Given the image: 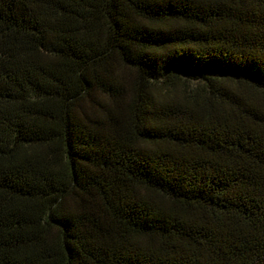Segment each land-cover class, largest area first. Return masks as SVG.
Segmentation results:
<instances>
[{"label": "trees", "instance_id": "16d2710c", "mask_svg": "<svg viewBox=\"0 0 264 264\" xmlns=\"http://www.w3.org/2000/svg\"><path fill=\"white\" fill-rule=\"evenodd\" d=\"M0 264H264V0H0Z\"/></svg>", "mask_w": 264, "mask_h": 264}]
</instances>
